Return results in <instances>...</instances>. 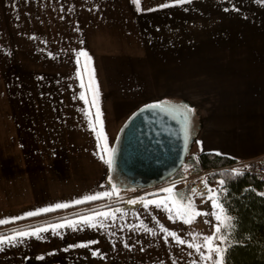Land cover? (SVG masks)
Instances as JSON below:
<instances>
[{"label":"crops","instance_id":"1","mask_svg":"<svg viewBox=\"0 0 264 264\" xmlns=\"http://www.w3.org/2000/svg\"><path fill=\"white\" fill-rule=\"evenodd\" d=\"M139 8L133 0H0V220L9 221L0 235L122 210L103 228L17 237L23 242L3 245L0 264H203L188 247L201 215L191 223L170 220L163 208L141 202L169 193L135 203L114 195L73 203L112 192L116 182L80 111L89 107L78 99L80 51L95 69L109 148L138 108L185 92L197 125L200 116L197 151L238 161L264 157V0H140ZM91 112L94 119L96 108ZM204 193L189 190L184 203L191 199L203 212ZM56 204L69 207L12 219ZM157 222L185 244L165 241ZM79 244L88 246L73 247Z\"/></svg>","mask_w":264,"mask_h":264},{"label":"snow or ice","instance_id":"2","mask_svg":"<svg viewBox=\"0 0 264 264\" xmlns=\"http://www.w3.org/2000/svg\"><path fill=\"white\" fill-rule=\"evenodd\" d=\"M139 2L140 0H133V3L137 4V10H140L139 8ZM176 4H184V3H191V0H175ZM170 5L164 4L162 7H169ZM228 9H225L227 11ZM81 57L84 58L83 64H81ZM76 63L78 65L77 67V73L76 78L80 80V88L84 89L81 91L78 95V99L84 101L85 105H89L88 108L80 109V111L83 113V115L88 119V125L92 132L95 133L96 140H97V148L100 150V152L103 153V155L100 156V159L106 163L109 168L112 167L113 164V156L115 154L114 148H109L107 144V136L103 131V120H102V112L99 109L98 101H99V84L96 81L95 78V69L92 68L91 65V57L88 55L86 51H80L77 53V60ZM88 76L87 84L84 82V75ZM89 95L91 96V99H89ZM148 108H161V104H152L148 105ZM91 108H96L95 118H92V112ZM163 111H176L181 112L184 117V131H185V146H187L188 143V129L191 125V115H194L195 110L193 108H190L188 105H171L169 102H164V107L162 108ZM141 111H144L142 109ZM197 144H200L199 141H196ZM201 147V151H202ZM219 154V153H217ZM232 175H243V172L237 169L232 170ZM219 184L221 185L220 192H216L213 189H209V194L206 198L207 201H211V212H200L195 208V205L191 199H187V203H184L186 197L182 193H176L174 192L173 188H167L162 189L163 192L169 193L167 197H163L159 200H142L145 209L148 208L150 204H154L158 208H163L165 212H167L168 218L170 220L175 219H181L184 223H191L192 217L205 215V216H212L217 223L213 225V234L203 236V243L202 244H196V243H189V248H195L196 252L200 254V259L203 261L208 262V264H224V254L228 251V247H231V244L228 245V247H221V245L225 244L229 241V238L234 234L235 232V217H232L228 214V211L224 208L223 203H221L220 196L221 193L226 194L227 189L223 187L224 181H219ZM116 192V186H112V192H103V193H95L92 195H86L81 199L75 200L73 203L75 204H81L86 201H92L96 199H100L102 197H111L113 193ZM193 193H195V189H193ZM261 195H264L262 193ZM136 201H128V203H135ZM69 207L68 204H56L54 207H48V208H42L37 211H32L26 213L24 216L21 217H15L12 218L14 220L23 219L25 217H31L35 215H39L44 212L54 211L56 209L60 208H66ZM115 213H122V210L120 208L114 209L113 212H103V211H94V214L92 215H80L79 219L77 220H68L65 218L63 223H54L49 224L46 227H36L33 230L27 231V230H18L14 235L11 236H5L0 235V251H3V245L9 244L12 246H15L16 243H22L23 240H18L17 237L24 238V237H30L34 236L37 239H41L40 233L47 232L49 229L53 232V234H59L57 232V229H61L64 227H70L74 231L78 230L79 225H86L88 227L92 228H103L105 227L104 221L111 218L115 219ZM8 220H0V224L8 223ZM159 231L162 233H165V241H167L168 237H172L174 240H176L177 243L183 245L185 244V241L181 239L176 232L170 231L164 225L159 224ZM205 223H208V221H205ZM141 227L143 230L150 234H155L153 229L148 228L141 224ZM223 229V231H222ZM82 230V229H79ZM189 235H192L189 233ZM219 241L220 244H216L215 242ZM89 243H98V241H91ZM88 244H79L74 245L73 247H87ZM125 247H128L127 244H125ZM201 248H205L207 250V254L205 252L201 251ZM94 255H99L98 252H94ZM43 257H40L42 259ZM192 264H195V261L192 262Z\"/></svg>","mask_w":264,"mask_h":264},{"label":"water","instance_id":"3","mask_svg":"<svg viewBox=\"0 0 264 264\" xmlns=\"http://www.w3.org/2000/svg\"><path fill=\"white\" fill-rule=\"evenodd\" d=\"M183 102L191 106L190 102ZM158 99L138 108L122 128L113 156L116 179L135 189L162 183L183 165L194 144L185 146V125L181 112L148 108ZM144 109V111H141ZM188 182H186V185ZM116 187L118 183L114 184ZM197 184L190 190L193 191Z\"/></svg>","mask_w":264,"mask_h":264},{"label":"trees","instance_id":"4","mask_svg":"<svg viewBox=\"0 0 264 264\" xmlns=\"http://www.w3.org/2000/svg\"><path fill=\"white\" fill-rule=\"evenodd\" d=\"M168 99L171 97H160L158 103L162 105ZM196 128L197 136L199 124ZM237 162L238 160L227 155L197 151L196 154L189 152L183 165L190 164L194 174L204 175L210 186L221 187L219 181H224L223 187L227 189V193H221L220 200L228 214L235 217L236 225L234 234L229 238L231 247L227 246L228 251L224 254V264H264V195H261L264 193V181L244 172L243 175L233 176L232 170L225 167ZM181 169L182 167L159 184L179 180ZM113 170L111 167L106 176L115 180ZM157 186L160 185L138 189L144 192L132 201L161 194L163 191L159 188L147 190ZM185 187L188 188V185Z\"/></svg>","mask_w":264,"mask_h":264},{"label":"rangeland","instance_id":"5","mask_svg":"<svg viewBox=\"0 0 264 264\" xmlns=\"http://www.w3.org/2000/svg\"><path fill=\"white\" fill-rule=\"evenodd\" d=\"M178 83H179V81H178ZM183 85H184V82L182 81L181 83H179V86H177V87L183 88L184 87ZM187 95H189V94L185 93V92H179V93L178 92H172V93H169L167 95H163L162 97H171V99L164 101V102H169L171 105H185L183 100L185 99V96H187ZM164 102L162 103L163 107H164ZM198 112H199V110H198ZM192 118H195V117L192 116ZM199 118H200V116H198V124H200ZM195 125L197 126V124H195ZM189 137H190V135L188 133V140H189ZM193 137H196V132H195ZM189 152H190V154H196V152H197L196 146H192V148L190 149ZM113 169L114 168H113V164H112V170ZM112 173H114V170L112 171ZM180 175H181V178L179 180H174V181H170V182L166 183V184H169L168 188H173L174 191H177V190L183 191L184 195H186V196H189V190L195 184H197V187L195 188V193L197 195H200L199 193H201L200 191L203 188L207 189L206 190L207 196L209 194V189H213L216 192L220 191L221 187H219V185L210 186L204 175L194 174L193 168L190 164L182 165ZM112 177H113V175H112ZM186 182H188V184H187L188 188L185 187ZM115 183H117V182H115ZM157 185H162V184H157ZM116 188L118 190H116V192L113 195L115 197H121L122 202L132 201L135 197H137L139 194H141V191H139L138 189L129 187L128 184H126L124 182H121ZM192 193H193V191H192ZM195 193H193V194H195ZM206 193H204V194H206ZM202 205H203V209H202L203 212H205V211L211 212L212 211L211 201H207V202L205 201ZM205 221H208V223H205ZM216 223H217V221L212 216L201 215V220H200L201 227L193 235L194 243L202 244L203 243V239H202L203 236L212 235L213 231H214L213 225ZM230 242H231V240L229 239V241L226 242L225 244L221 245V247H227L230 244ZM215 243L220 244L219 241H216ZM201 251H203V252H205V254H207V250L205 248H201ZM203 264H208V262L203 261Z\"/></svg>","mask_w":264,"mask_h":264},{"label":"built area","instance_id":"6","mask_svg":"<svg viewBox=\"0 0 264 264\" xmlns=\"http://www.w3.org/2000/svg\"><path fill=\"white\" fill-rule=\"evenodd\" d=\"M227 169H237L244 173L254 175L257 179L264 181V157H257L247 161H238L235 164L225 167ZM206 189H201L200 192Z\"/></svg>","mask_w":264,"mask_h":264},{"label":"flooded vegetation","instance_id":"7","mask_svg":"<svg viewBox=\"0 0 264 264\" xmlns=\"http://www.w3.org/2000/svg\"><path fill=\"white\" fill-rule=\"evenodd\" d=\"M193 117H195V112H194V115H192ZM192 116H191V125H190V127H189V129H188V133H189V135H190V137H189V139H191V138H195V137H193L194 136V134H195V132H196V125H195V120L197 119V117H195V118H192ZM122 181L120 180V178L119 179H117V183H121Z\"/></svg>","mask_w":264,"mask_h":264}]
</instances>
